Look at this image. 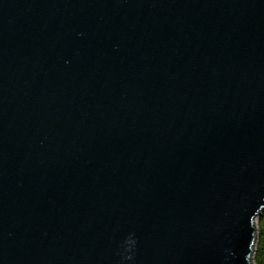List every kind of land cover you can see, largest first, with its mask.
<instances>
[{
	"label": "water",
	"instance_id": "obj_1",
	"mask_svg": "<svg viewBox=\"0 0 264 264\" xmlns=\"http://www.w3.org/2000/svg\"><path fill=\"white\" fill-rule=\"evenodd\" d=\"M263 210L264 0H0V264H253Z\"/></svg>",
	"mask_w": 264,
	"mask_h": 264
},
{
	"label": "trees",
	"instance_id": "obj_2",
	"mask_svg": "<svg viewBox=\"0 0 264 264\" xmlns=\"http://www.w3.org/2000/svg\"><path fill=\"white\" fill-rule=\"evenodd\" d=\"M257 242L255 249V264H264V210L257 216L256 219Z\"/></svg>",
	"mask_w": 264,
	"mask_h": 264
},
{
	"label": "rangeland",
	"instance_id": "obj_3",
	"mask_svg": "<svg viewBox=\"0 0 264 264\" xmlns=\"http://www.w3.org/2000/svg\"><path fill=\"white\" fill-rule=\"evenodd\" d=\"M256 222H257V221H256ZM256 224H257V223H256ZM256 226H257V225H256ZM256 229H257V228H256ZM255 249H256V246H255ZM254 254H255V252H254L253 255H252V262H253V264H255L254 259H253V258L255 257Z\"/></svg>",
	"mask_w": 264,
	"mask_h": 264
}]
</instances>
